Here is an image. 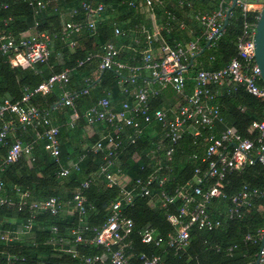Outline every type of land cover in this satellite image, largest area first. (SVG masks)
I'll return each instance as SVG.
<instances>
[{"label":"built area","instance_id":"built-area-1","mask_svg":"<svg viewBox=\"0 0 264 264\" xmlns=\"http://www.w3.org/2000/svg\"><path fill=\"white\" fill-rule=\"evenodd\" d=\"M53 1V0H52ZM50 0H28V5L34 10V15L50 6ZM234 0H221L219 8L210 14H198L196 18L203 27V37L209 46H215V41L222 35V22L225 14ZM161 0H137L129 2L130 8L144 7L152 10L159 5ZM264 0H235V7L240 12L242 19L241 33L236 39V56L229 63L216 71L199 70L193 78L188 75V67L192 57L201 52L202 48L197 41L190 42L186 46H170L160 42V58L153 54L152 42L158 33L145 35L144 43L140 51L141 65H128L119 61L121 49L113 42L102 46L100 54H90L77 67H82L91 61L98 59L97 71L101 73L113 70L116 74L126 73V79L120 81L122 95L125 101L115 105L110 96L98 99L93 105L80 113L76 101L81 95L88 93V87L93 81L86 80L84 88L77 91L70 86L72 76L71 69L53 74L48 80L40 83L33 91L25 90L21 100L11 102L3 99L0 104V145L5 141L14 128L13 120H5L6 114L16 119L19 127L27 131L30 129L34 137L32 141L23 143L16 139L8 148L5 156L0 159V206H14L18 212L27 211L30 215L22 227V233H28L32 226V219L45 213L51 217L61 215L77 217L79 226L70 233L72 238L66 239L58 235V228L51 227L52 237L47 242L52 246L69 254L73 259H78L80 264H132V244L130 236L133 232V221L123 215V207L130 205L139 195L147 197L152 205H159L167 209L170 204L180 200L183 205L177 214L167 216L168 223L173 228V233L165 239L153 229H144L140 233L141 243L153 245L155 248H166L175 253L185 251L190 243V232L193 228L200 231H213L221 226L219 220L213 219L209 213V206L213 199L224 198L222 189L225 176L233 171H241L246 166L257 162L264 168V109L262 119L252 123V130L258 133L255 139L242 137L233 128H225L218 135L214 133L216 123H222L219 105L216 99L221 87L227 86L235 89L242 87L244 91L264 103V84L258 85L260 73L254 58V36L259 13ZM183 5V3H179ZM80 8L88 19V29L94 31L96 18L105 14L108 8L102 4L81 3ZM254 13L253 17L250 14ZM76 10H71L68 16L72 19ZM230 16V14H229ZM35 26L34 28L36 27ZM85 29L82 23L68 21L63 24L62 35L68 40V46L74 48L77 41L72 37L80 34ZM142 32L145 33L142 29ZM129 32L122 30L113 24V37L118 40L127 37ZM50 38L44 34H33L28 37L21 36L18 44L9 35L0 38V51L14 54L9 58L12 67L22 69L33 68L35 64L46 61L50 56ZM142 70L149 72V81L143 85L136 83ZM193 81L192 93L186 95L188 81ZM154 85V86H153ZM214 87V89H211ZM170 89L183 104L178 103L172 108L151 109L150 100L160 95L162 91ZM61 92L60 101L53 106V112L61 109L69 111L66 127L69 130L77 129L79 122L84 121L85 128L99 127L102 137L91 141L88 152L98 153L107 149L104 163L92 177H86L75 190L72 197L67 200H59L51 197L41 201L30 200L27 191H21L18 187L11 189L16 203L8 195L7 189L1 179V174L12 163L25 159L28 164L35 162L33 155L35 147L43 143L44 151L58 165L56 176L63 180L74 173H81V164L86 158V153L81 154L75 161L64 163L61 160V125H53L51 114L47 111H39L30 105L29 101L34 95H47L51 91ZM152 110V111H151ZM160 126L156 131L154 126ZM130 130V134L126 131ZM144 130L154 137L160 136L155 142L151 155L163 151L165 160L170 161L176 148L190 138L193 144L204 146L202 158L196 154L188 156L190 160H199L205 164V169L197 167L192 181L177 185L172 195L164 191L153 193L150 189L156 180L159 186L168 181V177L159 178L156 172L150 173L144 179L132 182L120 169L117 168V155L124 149L122 134L127 136V144L134 145ZM182 145V144H181ZM86 147V148H88ZM180 147V146H179ZM116 168L114 171L113 169ZM159 167L156 171L160 170ZM102 178L107 188H116V199L111 203L106 222L100 227L90 226L88 218L94 211V206L87 202L84 191L89 188L94 177ZM264 196V189H248L243 187L240 192L230 197L231 207L227 210V217H240L241 209L251 206L254 198ZM91 232L87 237L86 233ZM258 239H262L263 231L258 232ZM15 239L14 233H0V241L10 242ZM246 241L251 240L247 236ZM80 247H93L102 249L106 254L85 255ZM234 248H229L231 253ZM138 260L140 264H162L160 255L147 256L142 254ZM249 264H264V246L259 247L255 261Z\"/></svg>","mask_w":264,"mask_h":264},{"label":"trees","instance_id":"trees-1","mask_svg":"<svg viewBox=\"0 0 264 264\" xmlns=\"http://www.w3.org/2000/svg\"><path fill=\"white\" fill-rule=\"evenodd\" d=\"M130 1L133 0H58L56 9H53L52 1L45 10L34 15V10L28 5V0H0V38L9 35L18 44L22 34L33 29L34 34H44L50 38L49 58L44 62L35 64L30 69L12 67L9 58L14 53L10 51L4 54L0 51V104L3 99H9L13 103L21 100L25 90L33 91L40 83L48 80L51 75L64 69L72 70L71 88L73 87L77 91L86 88L84 79L96 71L98 59L82 67H77L78 63L90 54H100L102 46L108 42H113L120 48L121 44L126 43L128 37L118 40L113 37V24L105 19L108 10L101 17L96 18L97 23L94 31L88 29L86 26L88 19L85 12L80 8L81 3L102 4L108 9L113 8L119 12L118 22L122 23L135 17L133 15L134 9L128 7ZM170 1L175 4L178 1L183 2L180 13H197L200 11V13L206 14L216 11L221 2V0H196L192 3L191 0ZM189 4L191 7H188ZM169 9L173 11L170 7ZM71 10H76L71 21L85 25V29L80 34L72 37L77 41L74 48L68 47L69 41L65 40L62 35L64 22L61 19V14ZM175 13L180 15L179 12ZM253 15L254 13H251L250 17ZM35 23L37 24L34 28ZM241 26L240 12L234 8L230 12L225 30L215 41V46H208L201 55L193 60L192 65L188 68L189 77L193 78L199 70L216 71L225 67L236 56V39L241 33ZM118 27L124 30L120 25ZM167 40L172 43L170 39ZM199 42L203 49L206 42L204 40ZM141 49L142 45L137 47L138 51ZM203 54L206 55L205 62L201 61ZM119 61L138 66L141 65V55L140 53L132 54L121 50ZM98 77L99 81H93V84L88 87V93L77 99L76 106L80 113L98 99L106 96H110L115 105L126 100L119 84L120 81L126 79L125 72L116 74L113 70H106L101 72ZM149 80V72L142 70L136 79V83L140 85L143 81ZM258 85L263 86V83L258 81ZM192 88L193 81L189 80L186 95L192 93ZM60 97L61 92L59 90H52L47 95H34L29 103L39 111H47L53 115V106L59 103ZM216 102L225 124H215L214 133L216 135L228 126L242 137L255 139L258 136V133L252 130L251 126L253 122L262 119L263 102L246 93L242 87L235 89L227 87L220 90ZM178 103L183 104L184 101L170 89L162 91L159 96L150 100L152 110L172 108ZM58 115L61 122L59 138L61 160L64 161V158L67 157L69 145L80 142L74 152L76 157L86 153V158L81 164V173H74L67 179H59L56 176L58 165L44 151L43 143H39L33 153L35 156L34 163L29 165L25 159H21L7 166L1 174L8 195L15 203L16 200L11 191L15 186L21 191L29 192L32 201H41L51 197L59 200L70 199L84 178L92 177L104 163L107 149L98 153L88 152V146L92 139L89 140L83 132L84 121L79 122L77 129L69 130L66 127L69 111L62 109ZM5 120L14 121V130L12 131L13 136L8 135L5 144L0 145V159L5 156L15 139L26 143L32 141L34 137L30 129L22 130L11 115L6 114ZM154 129L160 131V126L155 125ZM130 133V130L126 131V134ZM159 135L153 138L148 131L144 130L138 141L131 145L127 144V136L122 134L124 149L119 151L116 165L132 182L137 179H144L154 171L158 179L164 176L168 177V181L162 186H159L158 181L155 180L150 189L153 193L164 191L166 194L172 195L177 185L192 181L197 167H200L201 170L205 169V164L199 160L188 159V156L193 154H196L199 159L202 158L204 146L193 144L190 138H186L185 141L181 142L182 145H178L172 159L166 161L163 151H158L155 155L150 154L155 142L160 139ZM96 137L101 138L102 134L100 133ZM84 144H87L86 147L88 148L83 149ZM159 167L161 169L156 171ZM113 170L115 171L116 168ZM223 185L224 198L213 199L208 209L213 219L221 222V226L213 231H200L193 228L190 232L189 246L185 251L178 253L170 249L155 248L153 245L141 243L140 233L144 229L151 228L165 239L173 233L167 216L177 214L183 202L178 200L170 204L167 209H162L158 204L152 205L147 197L137 195L132 203L123 207L122 210L123 215L131 219L134 224L130 236L132 244L131 263L140 264L138 258L142 254L147 256L160 255L162 264H249L255 261L261 245V240L258 239L257 234L264 229V210L261 209L264 208V196L254 198L249 208L241 209L240 217L229 219L226 212L231 207L230 197L240 192L243 187L264 189V168L254 162L241 171H233L227 174L223 180ZM83 194L87 202L94 206V211L88 218L89 225L100 227L108 218L111 203L118 194L117 189L107 188L105 180L95 176ZM28 219H30V215L27 211L18 212L14 206H0V233H14L15 235V239L8 243L0 241V264H80L78 259H73L69 254L61 251L58 246L47 243L52 237L50 229L53 226L58 228L59 236L70 240L72 238L70 232L79 226L75 215L51 217L48 214L40 213L32 219L31 230L28 233H22L23 224ZM91 235V232L86 233L87 237ZM247 236L251 237V240L246 241ZM232 247L234 249L228 253V249ZM79 249L89 256L106 254L102 249L93 247H80ZM104 264H109V261H105Z\"/></svg>","mask_w":264,"mask_h":264},{"label":"crops","instance_id":"crops-1","mask_svg":"<svg viewBox=\"0 0 264 264\" xmlns=\"http://www.w3.org/2000/svg\"><path fill=\"white\" fill-rule=\"evenodd\" d=\"M136 1L137 0H133L130 2H136ZM192 1H196V0H191V3ZM57 2L58 0H53V9L57 8ZM180 2L183 3L182 1H178L175 4L170 0H161V3L153 7L152 10L146 9L144 7L130 8L128 6L130 9H134L135 12L133 15L135 17H132L122 23L118 22L119 12L113 8H109L108 12L106 11L107 16L105 17V19L111 22L112 24H116V25L118 24V26L120 25L121 27H123L124 30H127L129 32L127 36L128 40L126 41V43L124 45L122 44L120 45L121 46L120 49L122 50V52L124 51L126 53H132V54L140 53L141 50L138 51L137 47H139L140 45H142V43H144L145 35H152L153 33L157 32L159 34L158 38L156 37L153 40L152 46H153V54L158 59L161 56L158 49L160 42H165L170 46H175V45L186 46L188 45V43L194 41H197L198 44H200L199 41L201 40H204V42H206L203 37V27L199 22V20L196 18V15L205 14V13H200V11H197V13L196 12L180 13L181 12L180 9L183 6V5H179ZM169 7L173 9V11L179 12L180 15H177L175 12L171 11ZM188 7H191V4H189ZM69 12L70 11H67L64 14L63 13L61 14V19L64 23L71 21V18L68 16ZM223 23L224 20L222 22V25ZM142 29L145 33L142 32ZM34 32L35 31L33 29L31 31L22 34V36L28 37L30 35H33ZM167 39H170L172 43H169ZM141 40L143 41L142 43ZM99 74L100 73H98L96 68V71H94L89 77L84 79V83L88 79L91 81L98 82ZM144 82L145 81H143V83ZM143 83H141L140 85H143ZM225 88H227V86L221 87L219 89L222 90ZM61 110L53 112V115H51L53 125H59L61 123L60 117L58 118L59 116L58 112H60ZM220 124L225 125L224 121H222V123ZM225 128H231V127L226 126ZM83 130L85 136L89 140L91 139L93 140L97 138L96 136L100 135V133L102 134V132H100L101 131L100 128L98 127H92V128L83 127ZM69 133L72 134V132ZM9 136L12 137L13 133L12 132L9 133ZM78 143L80 142H76L68 146V155L67 157L64 158L63 161L64 163H69L77 159L76 153L74 151L77 149ZM86 145L84 144L82 148L83 149L86 148ZM261 209L264 210V208Z\"/></svg>","mask_w":264,"mask_h":264},{"label":"water","instance_id":"water-1","mask_svg":"<svg viewBox=\"0 0 264 264\" xmlns=\"http://www.w3.org/2000/svg\"><path fill=\"white\" fill-rule=\"evenodd\" d=\"M234 7H235V0L232 2L231 6L229 7V9L225 14L222 30H225L226 25L228 23L229 14L234 9ZM209 44L210 43L207 42L205 47L201 50V52L195 55L194 57H192L189 67L192 65L193 60L199 55H201V53L208 48ZM254 58L256 65L258 66L259 69L260 80L264 84V4L259 13V18L256 25V32L254 36ZM263 246H264V229H263L260 248H262Z\"/></svg>","mask_w":264,"mask_h":264},{"label":"rangeland","instance_id":"rangeland-1","mask_svg":"<svg viewBox=\"0 0 264 264\" xmlns=\"http://www.w3.org/2000/svg\"><path fill=\"white\" fill-rule=\"evenodd\" d=\"M201 61H203V62L206 61V55H205V54L202 55V59H201Z\"/></svg>","mask_w":264,"mask_h":264}]
</instances>
